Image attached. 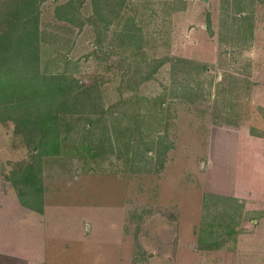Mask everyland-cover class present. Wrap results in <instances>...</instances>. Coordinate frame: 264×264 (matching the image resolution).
<instances>
[{
	"label": "rangeland",
	"instance_id": "1",
	"mask_svg": "<svg viewBox=\"0 0 264 264\" xmlns=\"http://www.w3.org/2000/svg\"><path fill=\"white\" fill-rule=\"evenodd\" d=\"M65 1L41 2L44 60L66 57L98 87L109 114L97 131L118 142L96 159H45L36 212L5 178L28 153L0 124V250L42 264H264V138L252 135L264 133V0H125L109 26L85 22L91 0L82 26L57 20ZM212 194L243 203L231 238L233 208ZM210 222L223 245L201 249Z\"/></svg>",
	"mask_w": 264,
	"mask_h": 264
},
{
	"label": "trees",
	"instance_id": "2",
	"mask_svg": "<svg viewBox=\"0 0 264 264\" xmlns=\"http://www.w3.org/2000/svg\"><path fill=\"white\" fill-rule=\"evenodd\" d=\"M42 0L0 1V124L11 123L14 134L20 138L28 155L18 161L5 178L17 192L20 204L36 212H42L43 163L45 159L71 155L76 159H96L105 150L113 152L118 140L111 139L110 131H97L98 120L109 114L103 108L98 87L86 84L74 76L62 58L65 68H51L44 60L45 33L41 29L40 5ZM92 14L85 19L96 26L103 19L109 26L110 15L118 16L126 9L125 0H91ZM82 0H67L58 4L54 11L56 19L82 26L80 15ZM243 19L239 17L238 21ZM238 21L234 35L241 32ZM246 29V28H245ZM251 35L250 26L247 27ZM119 34L128 42L134 37L128 30ZM248 34V35H249ZM184 61V59H179ZM162 61H159L161 63ZM49 66V67H48ZM158 102L156 104H160ZM158 106V105H157ZM117 122L125 121V111L116 117ZM252 135L264 138V133L252 131ZM214 202L227 201L233 211L230 223L221 231L225 238L236 234L242 202L234 197L206 195ZM224 212L227 213L224 209ZM211 222L202 227L198 234L201 249H218L223 242L217 239ZM217 226H221L217 225ZM234 238V237H233ZM235 239V238H234Z\"/></svg>",
	"mask_w": 264,
	"mask_h": 264
},
{
	"label": "crops",
	"instance_id": "3",
	"mask_svg": "<svg viewBox=\"0 0 264 264\" xmlns=\"http://www.w3.org/2000/svg\"><path fill=\"white\" fill-rule=\"evenodd\" d=\"M22 207L25 208L24 206ZM32 217L37 220L41 218L40 214H36V216L33 215ZM26 223H31V222L26 221ZM34 247H35V242L33 241V248ZM34 251L35 250L32 249L31 252L20 253L15 250L14 251L0 250V264H42V255L40 253H35Z\"/></svg>",
	"mask_w": 264,
	"mask_h": 264
}]
</instances>
